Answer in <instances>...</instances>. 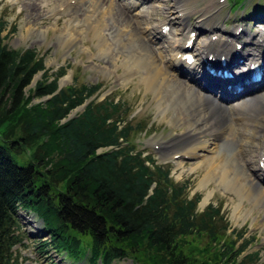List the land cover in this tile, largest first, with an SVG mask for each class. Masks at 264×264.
Instances as JSON below:
<instances>
[{
    "label": "trees",
    "instance_id": "1",
    "mask_svg": "<svg viewBox=\"0 0 264 264\" xmlns=\"http://www.w3.org/2000/svg\"><path fill=\"white\" fill-rule=\"evenodd\" d=\"M5 30L0 19V264H18L20 209L43 222L48 238L38 249L90 264H260L261 249L249 251L255 237L231 230L221 205L198 211L200 194L189 197L188 182H174L170 166L136 149L131 134L145 129L123 103L96 102L100 84L60 88L64 69L48 74L35 49L6 45ZM25 148L30 160L19 164L14 154Z\"/></svg>",
    "mask_w": 264,
    "mask_h": 264
},
{
    "label": "rangeland",
    "instance_id": "2",
    "mask_svg": "<svg viewBox=\"0 0 264 264\" xmlns=\"http://www.w3.org/2000/svg\"><path fill=\"white\" fill-rule=\"evenodd\" d=\"M66 1L68 0H31V4H33L31 5L25 4L27 0H0V19L6 23V30L3 32V35L7 33V37L5 38L6 45L15 50L35 49L43 56L48 74L56 73L62 67L64 74L58 79V86L60 88L73 83L100 84L99 90L92 97L96 102H100L105 98H111L115 102L123 103L122 107H124L127 113H130L128 120L133 119L134 123L139 122L138 125L145 129L143 132L131 134V142L133 141L136 149L143 151V155L146 154L153 157L158 164L168 163V166L171 168L170 175L174 182H188L189 187L187 191L189 192V197L194 194H200L201 196L200 202L197 205L198 211H202L209 203L221 205V213L232 228L247 230L245 233L246 238L255 237V243L249 251L261 249L259 263L264 264V207L259 204L253 208L254 201L252 199L245 200V198H242V190L234 189L222 181L216 174L209 178V180H204L205 174L211 164L221 165L219 164V160L212 159V156L215 155L214 150L203 151L197 149V153L190 152L187 154L188 156L180 158L166 155V152L164 153L158 147L159 142L175 139L178 142L172 150L183 151L185 148L189 149L190 143L184 139L185 132L189 130L188 135L190 137H197L198 135L195 134L196 131L201 130V124L191 117L185 120L182 125L178 124L176 121V109L170 93L165 90H162L161 93L157 92L151 84L145 82V69L141 67L139 73V71L137 72L130 65L131 48L139 51V49L142 50L145 47L151 48L150 45L147 44L143 37L144 43L141 42L142 45L138 44L137 41H141L138 39L135 42L138 46L134 45L133 47L127 44L129 42L127 41L126 34L120 36L119 39L117 35L120 32L126 33L127 30L124 25L121 26L115 22L109 14L101 13V11L105 10L104 7H102L103 10L99 9V15L105 16L107 27L104 26L100 31L96 30L90 22H92V19H97L98 17H88L89 14L86 11L87 4L84 1L81 4H72V10L68 8L53 17L51 12L55 11L59 5H62ZM247 1L249 0H238V6H241L243 9L230 11V3L228 5L224 1L221 2V0H181L173 4L171 0H167L165 8L156 7L151 11L147 22L152 29H155L158 25L154 26V24L159 18L166 15L167 18L165 20L172 19V17L178 18V14L174 16L171 11L177 13V7L183 5V7L189 9L192 8V13L190 14L192 18H187L189 24H191V28H194V25L198 26V20L203 16L205 17L207 13L216 12L205 19L203 26L213 27L212 30L225 27L231 29L236 24L241 23V28L244 27L248 31V37L245 36L247 34H244L241 35V39L247 40L249 39L250 32L255 33L257 30L255 27L259 25L255 24V27L252 26L248 30V26L250 27L252 23L249 19L252 21V17L256 13V4L259 2L264 3V0ZM253 2L252 8L251 4ZM127 10L125 9V11ZM250 12L252 13L251 15H249ZM245 17H247V20H245ZM182 22L184 21L180 20L177 22V26L179 27ZM262 26L264 28V24ZM155 31L159 36V31ZM138 32L140 33L139 30ZM151 49L157 52V55L155 54L157 59L159 56L162 58L157 48L155 49L152 46ZM165 54L167 55L166 59H168L170 52H165ZM165 64L166 62L161 64L164 69L166 68ZM41 73L35 75L27 89L32 90L35 82L39 80ZM189 75H191V71ZM180 78L183 80V77ZM174 84L178 87L177 83ZM46 99L48 97L33 98L28 105L39 101L44 102ZM83 107L84 104L74 109L70 116L81 112ZM2 116L0 114V118ZM231 126V137L234 140L240 139L241 136L237 132L238 126L235 122H231ZM17 132L19 133V130ZM231 137L225 135V138L229 141ZM42 139L43 137L40 138L41 141ZM199 140L208 141L207 144L210 145L209 136L205 133L199 134ZM230 153L232 152H227V154L220 153L223 159L220 163L223 164L225 158H227L226 164H232L238 170H243V174L240 175V183L245 184L251 190L257 179L256 176L250 174L251 172L247 171L244 167L243 153L238 148L235 150V154L238 157H235L233 153L230 155ZM18 154L20 155L17 156V153H15L13 158L19 164L30 160L28 149H20V153ZM252 157L253 167L257 168L256 153ZM236 163L240 165H235ZM244 192L245 190H243ZM205 197L209 198L207 203L202 205L201 203ZM19 214L22 225L20 231L24 240L23 244L15 250L20 253V259L18 260L21 264H88L85 256L80 258H83V260H75L76 262H73L67 259L60 251H55L54 247L35 249L34 244L37 245L38 238L42 236L47 238V232L43 229V222L34 213L29 211L20 209ZM38 235L41 236L37 237ZM75 255L77 254H70L72 257ZM124 262H128V260L122 259L112 264H124Z\"/></svg>",
    "mask_w": 264,
    "mask_h": 264
},
{
    "label": "bare ground",
    "instance_id": "3",
    "mask_svg": "<svg viewBox=\"0 0 264 264\" xmlns=\"http://www.w3.org/2000/svg\"><path fill=\"white\" fill-rule=\"evenodd\" d=\"M83 1L87 4V6H85L86 11L89 14L88 17H98L97 19H92V22H90V24H92L93 27L98 31L102 30L104 26L107 27L105 16L99 15V9H102V7H104L106 11L102 9L103 11H101V13L109 14L110 17L119 25H126L128 22V14L120 5L116 4L114 0H105L106 2L103 0H75V2L78 4H81ZM149 1L151 3L148 7L151 6V11L154 10L153 7H166L165 4L167 0ZM179 1L181 0H175V2ZM64 3V7L66 9L73 8V5L68 1ZM25 4H31V0H27ZM125 7L128 8V4L127 6L125 5ZM177 8V13L178 11L181 12L177 15L178 19L184 21L179 25L178 31L177 29L173 30V25L170 24L172 19H160L159 23L157 24L159 27V37L164 39V42L158 46L157 51L158 53H161L162 58H164L165 52H170L169 58L161 60L162 58L157 56V59V52L152 51V49L149 47L146 48L144 46V50L139 49V51L131 48L132 51L130 65H132L134 69L137 70V72L139 71V73L141 67H143L146 73L145 82L147 84H151L157 92L161 93L162 90H165L166 92L170 93L176 109V121L178 124L182 125L185 120H188V118L191 117L194 118L197 123L201 124V130L196 131V134L194 133L195 135H198L197 137H190L188 135L189 130L185 132L184 139L190 143L189 149L185 148V151L172 150L175 144L178 142L175 139H171L170 141L166 142H159L158 144L160 145L162 151L164 153L166 152V155L178 157H181V155L183 157L190 152L195 153L197 149L203 151H212L213 149L215 155L212 156V159L219 160V164L221 165L211 164L205 174L204 180L207 181L216 174V176H218L228 185L232 186L234 189L242 190V198H245V200L252 199L254 201L253 208L259 204L264 207V177L258 175L257 173V170L264 171V165L260 167V162L264 156V88L262 90H260V88L264 87V85L258 88L248 86L245 87L239 94L226 95L224 94V89L222 90L220 88L223 86V82L226 81L225 79L217 76H211L207 73H202L201 71L193 73L192 70L194 69V66L190 67L183 65L181 56L182 53L187 50L185 46L189 37V33L190 31L194 30H190L188 33L186 32L189 27V20H187L188 11H183L185 10L183 5L178 6ZM144 9V7H141L139 10ZM151 11H144L145 14L148 15V18H150L149 16L151 15ZM133 16H135V14ZM136 19L139 22L138 14H136ZM205 19L206 16H203L198 20V26L196 29L199 32L203 31L202 24L205 22ZM166 24L169 25V29L165 31L161 30V27ZM150 29H152V27H147L148 31H150ZM259 31L262 34L261 36L264 37V31ZM125 34L127 36V41L129 42L127 44H130L132 47L134 45L138 46L137 43L140 45H142L141 42L144 43L142 36L137 34L133 28H131V31H126V33L120 32L118 35H116L120 39V36H124ZM242 34H245V31H243ZM214 35L216 36V39L212 40ZM200 36H202V34H200ZM236 38L239 39V33L234 35L233 30L226 31L225 29H214L212 30V33L209 37L200 39L196 44L200 49V52H205L206 56L210 53H213L214 57H218L220 54L225 55L228 58V63L231 64L233 69H236L239 66V63L237 61H233V56L236 54V51L232 44ZM138 39L141 41H137V43H135ZM263 43L264 42H260L259 44ZM241 57L243 58V61H249L243 64V66H250V64L255 65L260 63V65H263L264 49L258 52L252 49L244 50L241 52ZM238 58L239 56L236 57V59ZM159 60H161V62H159ZM197 60L199 61V59ZM164 62H166L165 69L161 65ZM201 65H203V61L195 63L197 68H200ZM190 71L191 75L189 81L191 83H187V81H184V79L182 80L180 77L182 75H189ZM237 72L238 70L236 73ZM235 77L238 82H241L238 75H235ZM209 78H212V80H215L218 84L207 85V80H209ZM174 83H177L178 87H176ZM194 85L197 86V88L194 87ZM231 122H235V124L238 126L237 132L240 134L239 136H241L240 139L237 138L234 140L231 137ZM202 133H205L207 136H209L210 145L207 144L208 141L199 140V134ZM225 135L227 137H231L230 141L225 138ZM236 148H238L243 153L244 167L246 170L250 171V174L256 176L257 181L254 183L251 190L248 189L245 184L240 183V175L243 174V170H238L232 164V166L226 164L227 158H225V162L222 161L224 162L223 164L220 163L221 160H223L220 156V153L227 154V152H232L236 157ZM232 153H230V155ZM254 153H256L258 158V169L253 167L252 155ZM235 165H238V163ZM243 190H245L244 193ZM208 198L209 197H205L201 204L205 205Z\"/></svg>",
    "mask_w": 264,
    "mask_h": 264
}]
</instances>
